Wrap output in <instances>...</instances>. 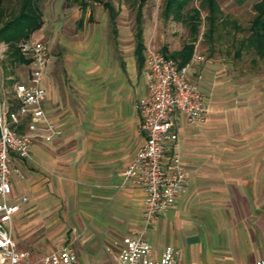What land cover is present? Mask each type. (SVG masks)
I'll return each mask as SVG.
<instances>
[{"label":"crops","instance_id":"1","mask_svg":"<svg viewBox=\"0 0 264 264\" xmlns=\"http://www.w3.org/2000/svg\"><path fill=\"white\" fill-rule=\"evenodd\" d=\"M90 3L101 10L76 5L72 19L41 27L51 54L43 110L61 133L37 139L30 159L16 161L20 174H12L8 196L19 204L12 238L33 264L39 253L65 246L77 263L116 264L142 225V191L121 188L122 171L145 141L139 104L147 74L136 54L137 22L134 44L112 3L114 24L105 2ZM202 62L190 72L205 96V121L190 126L180 118L177 141L168 145L187 185L145 238L156 256L172 246L177 264H253L264 258V66L213 81L210 64L197 69ZM231 139L238 154L227 153Z\"/></svg>","mask_w":264,"mask_h":264},{"label":"built area","instance_id":"2","mask_svg":"<svg viewBox=\"0 0 264 264\" xmlns=\"http://www.w3.org/2000/svg\"><path fill=\"white\" fill-rule=\"evenodd\" d=\"M18 49L28 61L22 66L25 73L15 81L12 98H0V264H32L31 253L17 249L11 234L13 217L19 212V204L8 202L11 176L20 174L17 160L30 159L34 141L51 142L61 133L47 122L43 110L46 91L42 82L51 61L48 43L30 39L22 41ZM144 60L147 91L139 111L145 141L121 173V188H136L144 195L142 225L128 236L116 256V264H177V251L172 246L156 256L145 235L172 209L187 185L185 166L168 145L177 141L176 126L180 118L190 126L205 121V96L190 72L203 58L194 54L181 65L171 57L147 50ZM38 263L76 264L77 255L65 246L42 256ZM253 264H264V258Z\"/></svg>","mask_w":264,"mask_h":264},{"label":"rangeland","instance_id":"3","mask_svg":"<svg viewBox=\"0 0 264 264\" xmlns=\"http://www.w3.org/2000/svg\"><path fill=\"white\" fill-rule=\"evenodd\" d=\"M100 1L110 2L118 9V25L126 29L127 34H125V37L130 38L134 44L136 7L142 2L141 24L143 26L144 54L147 50H153L160 54L165 52L166 55H172L181 51L185 45L192 44L194 47L193 55L196 54L203 58L202 64H199L197 69L199 70L205 67L206 64H210L211 67H213V73L211 75L212 78H214L213 81H218L219 79H223V77L233 76L234 74L251 73V71L255 72L257 69H263L264 61L259 60L252 50L240 49V40L248 36L247 29L249 23L255 16L253 6L259 0H246L242 5L237 4L235 0H215L221 11V19L230 24L220 30L219 37H216V41L213 43L212 47L203 39V32L205 29L204 22L200 25L198 37L194 40L191 37L190 29L187 24L163 18L162 10L166 0ZM202 1L203 0L193 1L183 12V17H185L186 11L195 8L201 9V17L204 18L207 15V11L203 10L201 7ZM39 6L43 14V22L46 28L59 21L60 16L62 18L66 17L64 20H70L72 16L68 15H73V12L79 11L76 5L73 3L70 5L64 0H39ZM89 8L91 11L95 12L101 10L100 5H94L92 3L89 4ZM102 11L105 12L103 9ZM233 23L239 30L233 27ZM45 29L41 28L33 33L30 39L48 41ZM55 32L57 31L52 30V33ZM238 50L240 53L237 54ZM260 64L262 66H260ZM24 73L25 71L22 66L9 64L7 47L4 44H0L1 99L8 100V98H12L15 80L22 79ZM231 141L232 139L230 140V144L228 143L226 145L227 153H232L234 155L238 154L239 147L235 146L233 141ZM40 254L42 253H39L33 259L32 262H34V264H38L37 262L40 259Z\"/></svg>","mask_w":264,"mask_h":264},{"label":"trees","instance_id":"4","mask_svg":"<svg viewBox=\"0 0 264 264\" xmlns=\"http://www.w3.org/2000/svg\"><path fill=\"white\" fill-rule=\"evenodd\" d=\"M67 1L79 6L82 11L87 8L89 2H100L99 0ZM193 1L195 0H166L162 16L166 20L171 19L187 24L194 40L198 37L200 25L204 22L203 39L212 47L216 37H219L220 30L230 23L221 19V11L215 0H203L201 2L202 9L207 11L204 18L201 17V9L195 8L186 11L185 17H183V12ZM245 1L235 0L239 5H242ZM102 5L108 11L109 19L114 24L118 15L117 11L109 2L102 3ZM141 7L142 2L136 7V54L139 61L143 62L144 45L141 30ZM253 9L255 16L249 23L248 36L240 40V49L252 50L259 60L264 61V0H259L253 6ZM42 17L39 0H0V44L7 47L9 64L20 66L28 64V61L20 54L18 45L22 41L29 40L33 33L41 29ZM232 25L239 30L234 23ZM193 50V45L188 44L181 51L172 55H166L165 52L163 54L184 65L192 58ZM238 53H240L239 50ZM20 129L22 130V127Z\"/></svg>","mask_w":264,"mask_h":264}]
</instances>
